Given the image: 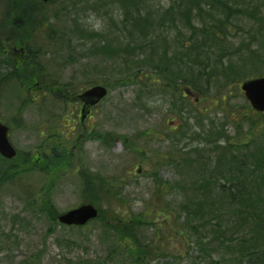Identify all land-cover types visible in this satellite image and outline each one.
Segmentation results:
<instances>
[{"label":"rangeland","instance_id":"obj_1","mask_svg":"<svg viewBox=\"0 0 264 264\" xmlns=\"http://www.w3.org/2000/svg\"><path fill=\"white\" fill-rule=\"evenodd\" d=\"M170 5V0H151L148 7L166 10ZM120 10L112 0H57L48 5L44 11L50 22L44 30L50 36L39 50L45 63L37 59V64L59 74L61 84H71L72 96L58 100L39 88L30 92L20 87L7 90L0 100V121L9 127V141L18 156L28 155L34 165L37 149V164L50 151L70 161L66 159L67 169L56 181L32 171L15 180L12 190L0 192V264H21L29 257L36 264H97L100 260L103 264L110 258L113 264H133L130 257L139 252L147 264H206L211 260L203 256H210L212 249L204 243L199 248L201 243L182 230L178 200L171 199L174 193L167 187L180 179V171L174 172L172 164L176 151L201 147L190 125L193 115L190 111L179 115L171 97L160 96L159 61L153 67L136 69L129 66L139 62L136 54L122 59L125 49L114 39ZM130 12L134 15L136 9ZM251 22L240 18L237 23L253 29L250 36L257 40L251 50H258L264 47V28ZM226 33L231 50L248 38V31L237 36L235 29L228 28ZM50 37L53 41L49 43ZM103 45L108 50H101ZM241 49L243 59L259 52ZM124 60L128 62L125 66ZM250 66V76L245 77L251 78L246 80L264 76L263 56ZM139 72L148 73L154 82L148 80L145 88L144 82L134 80ZM100 85L108 95L81 123V103L76 96ZM239 86V93L237 87L231 89L236 97L229 100L236 111L245 100ZM184 91L181 87L179 93ZM180 97L191 107L198 101L196 108L213 109L211 102L201 103L195 94ZM219 118L214 116L216 121ZM226 128L223 136L234 134L231 126ZM3 164L0 158V167ZM46 187L51 188L50 199L58 216L91 204L101 217L80 231L57 227L37 213V196ZM110 228L133 238L119 243L122 235L109 232ZM115 240L125 251L121 247L112 250L110 243Z\"/></svg>","mask_w":264,"mask_h":264},{"label":"trees","instance_id":"obj_2","mask_svg":"<svg viewBox=\"0 0 264 264\" xmlns=\"http://www.w3.org/2000/svg\"><path fill=\"white\" fill-rule=\"evenodd\" d=\"M150 1L112 0L121 6L119 22H114V39L125 49L122 59L129 53L133 57L136 54L139 62L129 66L149 68L159 61L162 65L158 75L162 84L160 96H170L171 106L178 107L179 115L182 111L193 115L190 125L201 147L176 151L172 164H175L174 172L180 171V179L167 186L174 193L171 199L178 200L182 230L201 243L199 248L202 249L204 243L207 249H212L210 256H203L211 259L206 264H264V114L255 113L245 100L244 109L240 111L229 104V100L236 97L231 89L237 87L239 93L238 85L251 78L245 77L250 76L247 75L250 65L264 57V47L260 46L258 53L243 59L241 47L245 52L258 51L251 50L257 38L250 36L253 29L240 27L238 19L246 20L249 25L253 21L264 28V0H170L171 5L166 10L149 9ZM50 4L37 0H0V100L7 90L18 91L20 87L26 91L39 88L58 100L72 96L71 84H61L59 74L49 69L44 71L43 64H37V59L45 63V56H40L39 50L50 36L49 31L44 30L50 22L44 10ZM133 8L136 9L134 15L130 12ZM228 28L235 29L237 36L248 31V40L242 39L237 50H231L232 44L226 40ZM52 41L50 37L49 43ZM14 49H22L25 54L16 58ZM101 50H108L107 45ZM121 62L123 66L128 63L127 60ZM133 77L144 82L147 88L148 73L139 72ZM181 87L185 88L184 94L179 93ZM193 94L199 96L201 103L211 102L213 109L196 108L198 101L191 107L180 97L188 98ZM178 99L182 100L180 105L176 104ZM216 115L221 117L220 123L214 119ZM226 126H231L234 134L223 136ZM51 152L37 164V173L56 181L67 169V158H57ZM25 156L17 155L12 161L2 159L0 192L3 188L12 190L15 180L36 170L32 160L27 161ZM44 190L45 193L42 191L41 196H37L39 216H46L60 228L82 230L84 227L66 228L58 224L50 199L51 188ZM100 217L99 212L97 219ZM114 228L109 232L114 230L121 236ZM132 238L131 234H124L119 237V243ZM110 245L113 251L121 247L116 240ZM141 255L139 252L131 256V262L147 264L145 256ZM101 261L96 263L101 264ZM113 262L110 258L103 264ZM36 263L35 258L29 257L21 264Z\"/></svg>","mask_w":264,"mask_h":264},{"label":"water","instance_id":"obj_3","mask_svg":"<svg viewBox=\"0 0 264 264\" xmlns=\"http://www.w3.org/2000/svg\"><path fill=\"white\" fill-rule=\"evenodd\" d=\"M43 3L53 2L55 0H39ZM240 89L251 108L264 114V77L245 81ZM108 95V90L103 86H94L77 98L83 104L81 110V123L89 115L90 110L103 101ZM8 127L0 123V156L6 160H12L16 157V151L8 139ZM98 210L90 204L81 205L58 217V223L65 227H83L89 222L98 218Z\"/></svg>","mask_w":264,"mask_h":264},{"label":"flooded vegetation","instance_id":"obj_4","mask_svg":"<svg viewBox=\"0 0 264 264\" xmlns=\"http://www.w3.org/2000/svg\"><path fill=\"white\" fill-rule=\"evenodd\" d=\"M13 54L16 56V58L18 57V58H22V56L25 54V52L22 50V49H20V50H15L14 49V52H13ZM33 91L34 92H37V89L35 90V89H33ZM81 107H82V104H81ZM94 109V108H93ZM92 109V110H93ZM81 110V109H80ZM26 158V160L27 161H30V157L28 156V155H26L25 156ZM34 166L36 167V172H37V149H36V157H35V159H34Z\"/></svg>","mask_w":264,"mask_h":264}]
</instances>
